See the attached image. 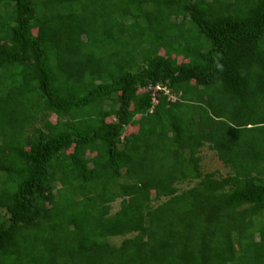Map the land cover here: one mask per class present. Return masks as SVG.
<instances>
[{
	"label": "trees",
	"instance_id": "1",
	"mask_svg": "<svg viewBox=\"0 0 264 264\" xmlns=\"http://www.w3.org/2000/svg\"><path fill=\"white\" fill-rule=\"evenodd\" d=\"M0 264H264V0H0Z\"/></svg>",
	"mask_w": 264,
	"mask_h": 264
},
{
	"label": "rangeland",
	"instance_id": "2",
	"mask_svg": "<svg viewBox=\"0 0 264 264\" xmlns=\"http://www.w3.org/2000/svg\"><path fill=\"white\" fill-rule=\"evenodd\" d=\"M52 119H55L54 116H52ZM204 161H203V168L204 171L213 172L216 170H219L220 174H226L227 168L223 165V163L217 158L215 152L211 151L208 148H205L204 150ZM188 184L180 186L181 189L188 188ZM117 207V206H116ZM117 242H119V239H117Z\"/></svg>",
	"mask_w": 264,
	"mask_h": 264
}]
</instances>
